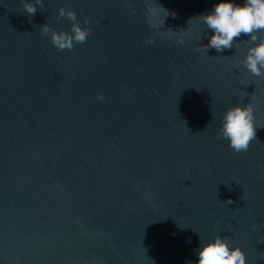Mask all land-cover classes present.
Listing matches in <instances>:
<instances>
[{
  "label": "water",
  "instance_id": "95a60500",
  "mask_svg": "<svg viewBox=\"0 0 264 264\" xmlns=\"http://www.w3.org/2000/svg\"><path fill=\"white\" fill-rule=\"evenodd\" d=\"M219 2L44 0L30 17L0 0V264H198L217 235L264 264V77L246 35L197 50ZM61 7L91 27L73 50L41 32L70 30ZM239 103L256 140L233 154L219 132Z\"/></svg>",
  "mask_w": 264,
  "mask_h": 264
},
{
  "label": "clouds",
  "instance_id": "9594fccd",
  "mask_svg": "<svg viewBox=\"0 0 264 264\" xmlns=\"http://www.w3.org/2000/svg\"><path fill=\"white\" fill-rule=\"evenodd\" d=\"M22 3L25 12L31 17L35 15L37 6L43 7L44 0H22ZM59 17H67L73 22L70 30L57 31L48 23L40 26L42 35L50 34L52 44L59 51L73 50L76 44L87 41L91 27L81 26L75 10L61 7ZM198 18L206 25L207 30L214 33L209 43L199 46L198 51L201 48L206 51L214 48L217 52H223L232 49L234 43L242 35H246L250 37L246 41L250 46L242 64L253 76L264 77V0H244L243 3L220 0L211 12ZM83 23L89 25L90 21L86 18ZM97 99L103 101L104 95L98 93ZM256 129L253 105L239 103L230 107L223 115L219 138L229 142L233 154H239L247 152L251 143L256 140ZM224 203L231 204L233 201L229 199ZM246 261V253L242 248L232 247L230 240L220 235L201 244L198 249V264H246Z\"/></svg>",
  "mask_w": 264,
  "mask_h": 264
}]
</instances>
